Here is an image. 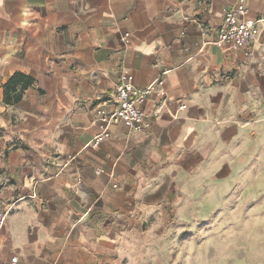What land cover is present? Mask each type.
<instances>
[{
  "label": "crops",
  "instance_id": "crops-1",
  "mask_svg": "<svg viewBox=\"0 0 264 264\" xmlns=\"http://www.w3.org/2000/svg\"><path fill=\"white\" fill-rule=\"evenodd\" d=\"M234 2L0 0V264H130L153 210L225 191L264 144V0L238 50L216 43ZM127 75L164 80L139 132L98 115Z\"/></svg>",
  "mask_w": 264,
  "mask_h": 264
},
{
  "label": "rangeland",
  "instance_id": "rangeland-1",
  "mask_svg": "<svg viewBox=\"0 0 264 264\" xmlns=\"http://www.w3.org/2000/svg\"><path fill=\"white\" fill-rule=\"evenodd\" d=\"M237 165L225 191L207 179L179 208L153 210L130 264H264V144Z\"/></svg>",
  "mask_w": 264,
  "mask_h": 264
},
{
  "label": "built area",
  "instance_id": "built-area-1",
  "mask_svg": "<svg viewBox=\"0 0 264 264\" xmlns=\"http://www.w3.org/2000/svg\"><path fill=\"white\" fill-rule=\"evenodd\" d=\"M259 19L249 17V10L246 0H235L234 4L226 11L222 23L217 28L218 38L216 43L226 44L233 49H244L251 43L259 33ZM206 34V31L203 33ZM163 78H157L147 87L141 88L133 83L130 75L125 76L117 86L116 97L119 107L114 112H107L99 109L98 115L107 125L123 122L133 131H143L145 126V113L143 104L153 94L167 98ZM186 104L182 103L179 107L184 110ZM109 136L108 131L103 132L96 138V144ZM16 259L12 260V263Z\"/></svg>",
  "mask_w": 264,
  "mask_h": 264
},
{
  "label": "trees",
  "instance_id": "trees-1",
  "mask_svg": "<svg viewBox=\"0 0 264 264\" xmlns=\"http://www.w3.org/2000/svg\"><path fill=\"white\" fill-rule=\"evenodd\" d=\"M33 82V79L27 75L21 74V73H17L15 74L10 81H8L5 84V88H6V99L8 101H11V97L10 94L11 92H16L17 91V87L18 85H21V91L25 90L26 88H28Z\"/></svg>",
  "mask_w": 264,
  "mask_h": 264
}]
</instances>
